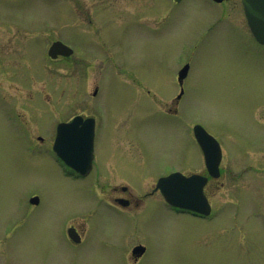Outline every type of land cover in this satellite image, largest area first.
<instances>
[{
	"label": "rangeland",
	"instance_id": "1",
	"mask_svg": "<svg viewBox=\"0 0 264 264\" xmlns=\"http://www.w3.org/2000/svg\"><path fill=\"white\" fill-rule=\"evenodd\" d=\"M55 40L73 55L48 58ZM75 115L100 117L98 162L135 195L154 185L140 189L145 171L205 174L190 132L201 125L222 151L210 216L155 196L129 217L97 202L101 186L65 179L51 145ZM71 223L86 232L76 255ZM139 242L138 264H264V46L241 0H0V264H131Z\"/></svg>",
	"mask_w": 264,
	"mask_h": 264
},
{
	"label": "water",
	"instance_id": "2",
	"mask_svg": "<svg viewBox=\"0 0 264 264\" xmlns=\"http://www.w3.org/2000/svg\"><path fill=\"white\" fill-rule=\"evenodd\" d=\"M179 1V0H175ZM221 2L223 0H213ZM243 9L247 23L256 40L264 44V0H242ZM72 50L61 42H54L48 55L56 58L58 55L69 56ZM187 70V66L180 72V76ZM76 125V119L70 124H61L57 127V135L53 145V151L68 166L76 171L87 169L90 163L92 151V131L76 137L71 133ZM194 136L199 144L205 158L206 165L210 173L214 176L218 170L221 159V152L217 142L208 135L200 126L194 127ZM76 140H80L75 142ZM205 180L197 175L184 178L179 174H174L159 181L158 187L165 200L172 206L190 210L202 215L210 212L209 204L203 194ZM37 199H32L31 203H36Z\"/></svg>",
	"mask_w": 264,
	"mask_h": 264
},
{
	"label": "flooded vegetation",
	"instance_id": "3",
	"mask_svg": "<svg viewBox=\"0 0 264 264\" xmlns=\"http://www.w3.org/2000/svg\"><path fill=\"white\" fill-rule=\"evenodd\" d=\"M96 33V31H94ZM93 35V34H92ZM98 35V33H97ZM254 40V39H253ZM254 42H256L254 40ZM257 43V42H256ZM188 76V73L186 74L185 78L183 79V81L181 83L177 82V86L178 88H182V94L180 95V97L178 96V93H176V95L174 96V101L177 104L183 97L184 95V81L186 80ZM94 92H92V98H95L98 94V87H95V89L93 90ZM91 98V99H92ZM168 112V116L172 117V116H177V110L174 109L171 113L170 110H167ZM167 114V113H165ZM175 114V115H174ZM83 118H91L93 120V126H94V136H93V151H92V158H91V164H90V168L86 171V172H75L73 170H71L70 168H68L67 166H65L62 162L60 161H56V166L59 168V173L65 178V179H69L72 182H76V183H80L79 186L81 185H87L90 186L91 188H89L90 191L96 190V188L98 186H101L104 190H107V192H102L100 193L99 198L97 199V202H99L100 204H105L109 209L114 210V211H119V212H124V211H128L129 212V217L131 216L130 214L134 213L138 208H140L142 205L145 204V202L151 198V197H160L162 199V204L172 213H175L177 215H184V216H189V214L195 218H202L201 216L195 215L193 213H189V212H185L182 210H178L175 208H172L170 206H168L160 192L156 189V183L157 181L164 176H167L173 172H176L178 170L176 169H169V170H165V171H161L158 172L157 174L155 173H148V171H145L142 173V176L139 178L142 181L141 187L140 189H144V186L147 182L152 181L154 179V185L152 187V189H150V191L144 192L142 195H135L132 192V187L129 186V184H127L124 181H114L111 179L110 175L113 173V168H111V166L109 165V163H99V157H97V151L95 150V145L99 140V135H100V129H101V120L100 117H96L94 115L92 116H84V115H80ZM71 119V118H70ZM69 119V120H70ZM68 120V121H69ZM68 121H64V122H68ZM81 126V125H80ZM123 152V151H122ZM204 165V164H203ZM204 171L205 174H200L204 177L207 178V183L204 187V194L207 197L206 194V187L208 186L210 180H213L214 178H212L207 171V168L204 165ZM179 172L183 173L186 176H190L191 174H193L194 172L191 173H186L185 171L180 170ZM221 167H220V175L221 176ZM218 177V178H219ZM208 199V197H207ZM209 200V199H208ZM32 206V205H31ZM139 213V212H138ZM137 213V214H138ZM134 217L136 216L135 214H132ZM68 230H72V234L75 238V240L71 239L68 236ZM86 232L84 229V226L81 224H70L65 232V240H66V245L69 248L68 252H74V254L76 255V251L78 250V247L85 245L84 242L86 241ZM142 247L144 248L143 252H134L135 247ZM148 249H147V245L143 244V243H137L135 245H133L131 248H129L127 250L126 256L128 258V261L131 264H138L146 255H147Z\"/></svg>",
	"mask_w": 264,
	"mask_h": 264
}]
</instances>
